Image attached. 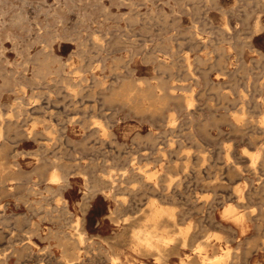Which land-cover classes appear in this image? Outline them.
<instances>
[{
  "label": "rangeland",
  "instance_id": "obj_1",
  "mask_svg": "<svg viewBox=\"0 0 264 264\" xmlns=\"http://www.w3.org/2000/svg\"><path fill=\"white\" fill-rule=\"evenodd\" d=\"M205 1H0V264H115L113 256L123 264H264V159L251 163L253 151L264 157V0ZM55 166L68 172L65 200L49 188ZM156 204L174 214L159 218L160 231L187 235L164 260L133 237L152 223ZM229 205L235 216L225 215ZM77 224L85 240L63 238ZM202 242L208 256L230 253L209 262L197 251Z\"/></svg>",
  "mask_w": 264,
  "mask_h": 264
},
{
  "label": "bare ground",
  "instance_id": "obj_2",
  "mask_svg": "<svg viewBox=\"0 0 264 264\" xmlns=\"http://www.w3.org/2000/svg\"><path fill=\"white\" fill-rule=\"evenodd\" d=\"M1 1V0H0ZM74 1V0H73ZM125 1H128V0H125ZM204 2H206L205 0H204ZM26 3V2H25ZM210 3V2H209ZM133 4V3H132ZM174 5V4H173ZM91 7V6H90ZM47 9H49V7L47 8ZM107 10V9H106ZM222 10H223V8H222ZM21 11V10H20ZM19 11V12H20ZM223 11H225V10H223ZM226 12V11H225ZM18 13V12H17ZM53 14V13H52ZM155 14V12L153 13V15ZM163 14V13H162ZM225 14V13H224ZM248 14V13H247ZM19 15H20V13H19ZM27 15V14H26ZM151 15V14H150ZM149 15V16H150ZM164 15H165V13H164ZM167 15V14H166ZM14 16V14H12V17ZM21 16V15H20ZM136 16H139V15H136ZM169 16V15H168ZM167 16V17H168ZM11 17V16H10ZM23 17V16H22ZM248 17V16H247ZM17 18V17H16ZM27 18V17H26ZM57 18V17H56ZM84 18V17H83ZM90 18V17H89ZM134 18V19H133ZM132 19H130V20H133V21H136V19H135V17H133ZM260 18V17H259ZM258 18V19H259ZM19 19H21V18H19ZM19 19H18V21H19ZM60 19H61V17H60ZM64 19V18H63ZM107 19H109V18H107ZM228 19V18H227ZM24 20V19H23ZM47 20V19H46ZM257 20V19H256ZM259 21V20H258ZM15 22V21H14ZM21 22H22V20H21ZM59 22H61V21H59ZM58 22V23H59ZM227 22V21H226ZM257 22V21H256ZM16 23V22H15ZM19 23V22H18ZM30 23V22H29ZM56 23V22H55ZM260 22H258V24H259ZM195 24V23H194ZM43 25H45V24H43ZM129 25V24H128ZM256 25V24H255ZM127 26V25H126ZM221 26V25H220ZM224 26V25H223ZM261 26V25H260ZM224 27H226V25L224 26ZM227 27H229V26H227ZM257 27L258 26H256V29H257ZM262 27V26H261ZM194 28V27H193ZM259 28V27H258ZM27 29V28H26ZM40 29V28H39ZM195 29V28H194ZM228 29V28H227ZM230 29V28H229ZM258 30V29H257ZM259 30H261L260 28H259ZM42 31V30H41ZM47 31V30H46ZM129 32H130V30H128ZM195 31V30H194ZM226 31V30H225ZM45 32V31H44ZM181 32V31H180ZM183 32V31H182ZM181 32V33H182ZM229 32V31H228ZM253 32H254V29H253ZM42 33V32H41ZM50 34H51V32H50ZM58 34V33H57ZM196 34V33H195ZM186 35V34H185ZM197 35V34H196ZM133 37H134V35H132ZM200 36V35H199ZM222 36H224V35H222ZM230 36V35H229ZM248 36H249V34H248ZM231 37H233V36H231ZM251 37V36H250ZM249 37V38H250ZM38 38H39V40L41 41V42H43L44 40L42 39V35H39L38 36ZM44 38V37H43ZM97 38V37H96ZM122 38V37H121ZM125 38V37H124ZM165 38H167V37H165ZM248 38V37H247ZM34 39V38H33ZM94 39V38H93ZM92 39V40H93ZM205 39V38H204ZM223 39V38H222ZM254 39V38H253ZM72 40V39H71ZM123 40H125V39H123ZM169 40V39H168ZM224 40V39H223ZM229 40V39H228ZM32 41H34V40H32ZM47 41V40H46ZM130 41V40H129ZM196 41V40H195ZM53 42V41H52ZM115 42V41H114ZM117 42V41H116ZM99 43V42H98ZM127 43V42H126ZM248 43V42H247ZM31 44V43H30ZM29 44V45H30ZM100 44V43H99ZM193 44V43H192ZM205 44V43H204ZM250 44V43H249ZM46 45V44H45ZM103 45H104V43H103ZM95 46V45H94ZM97 46V45H96ZM147 46V45H146ZM47 47H48V45H47ZM46 47V48H47ZM98 47V46H97ZM100 47V46H99ZM223 47V49L225 48L224 46H222ZM49 48V47H48ZM52 48V47H51ZM95 48V47H94ZM93 48V49H94ZM231 49V48H230ZM43 50V49H42ZM99 50H100V48H99ZM119 50V49H118ZM202 50V49H201ZM229 50V49H228ZM47 51V50H46ZM92 51H94V50H92ZM45 52V51H44ZM43 52V53H44ZM98 52V51H97ZM155 52V51H154ZM200 52V51H199ZM223 52V51H222ZM39 53H41V52H39ZM46 53H48V52H46ZM45 53V54H46ZM188 53V52H187ZM44 54V55H45ZM48 55V54H47ZM54 55V54H53ZM149 55V54H148ZM155 55V54H154ZM217 55H218V53H217ZM228 55V54H227ZM46 56V55H45ZM186 56V55H185ZM59 57V56H58ZM61 57V56H60ZM59 57V58H60ZM119 57H121V56H119ZM198 57H200V56H198ZM226 57V56H225ZM53 58V57H52ZM186 58H187V56H186ZM185 58V59H186ZM221 58V57H220ZM43 59V58H42ZM51 59V58H50ZM58 58H56V60H57ZM229 59V58H228ZM36 60H38V61H41V59L40 58H36ZM119 61L121 60V59H118ZM227 60V59H226ZM226 60H224V63H226ZM232 60V59H231ZM43 61V60H42ZM59 61V60H58ZM122 62H124L123 61V59L121 60ZM126 61V60H125ZM160 61V60H159ZM189 61H190V58H189ZM220 61V60H219ZM60 62V61H59ZM161 62V61H160ZM221 62V61H220ZM25 63V62H24ZM66 63V62H65ZM74 63V62H73ZM72 63V64H73ZM213 63H215V62H213ZM217 63V62H216ZM59 64V63H58ZM68 64V63H67ZM75 64V63H74ZM42 65V64H41ZM46 65V64H45ZM66 65V64H65ZM192 65V64H191ZM211 65V64H210ZM242 66H243V64H241ZM47 66V65H46ZM161 66H162V64H161ZM189 66V65H188ZM213 66V65H212ZM216 66V65H215ZM219 66V65H218ZM59 68L57 69V73L60 75V76H63V74H64V67L65 66H63V64H62V61L60 62V66H58ZM72 67V66H71ZM116 67V66H115ZM78 68V67H77ZM81 68V67H80ZM97 68V67H96ZM158 68H159V64H158ZM241 68V67H240ZM51 69V68H50ZM55 69V68H54ZM132 69H133V67H132ZM196 69V68H195ZM222 69H223V67H222ZM226 69V72H228V70H227V68H225ZM17 70V69H16ZM74 70V69H73ZM162 70H163V66H162ZM241 70H243V69H241ZM49 71H51V70H49ZM128 71V70H127ZM225 71V70H224ZM223 71V72H224ZM231 71V70H230ZM243 71H245V70H243ZM54 72H56L55 70H54ZM191 72V71H190ZM132 73V72H131ZM187 73V72H186ZM225 73V72H224ZM237 73V72H236ZM3 74V73H2ZM19 74V73H18ZM46 74H47V72L45 71V69L44 68H42L41 66H39L37 69H36V76H39V77H44V79H45V76H46ZM52 74V73H51ZM232 74V73H231ZM238 74V73H237ZM193 75V74H192ZM196 77V76H195ZM231 77V76H230ZM236 77V76H235ZM2 78V77H1ZM6 78V77H5ZM28 78V77H27ZM66 78H67V76H66ZM152 79L154 78V76L153 77H151ZM194 78V77H193ZM216 78H219V77H216ZM65 79V78H64ZM95 79V78H94ZM113 79V78H112ZM127 79V78H126ZM155 79V78H154ZM208 79V78H207ZM17 80V79H16ZM43 80V79H42ZM56 80V79H55ZM139 80V79H138ZM158 80V79H157ZM157 80H156V82H157ZM69 81V80H68ZM100 81H102V80H100ZM129 81V80H128ZM128 81H126V82H128ZM161 81H162V77H161ZM64 82H65V80H64ZM164 81H162V82H160V79H159V83H163ZM7 83V82H6ZM70 83V82H69ZM77 83V82H76ZM104 83V82H103ZM138 83V82H137ZM140 83V82H139ZM146 83H147V81H146ZM165 83V82H164ZM224 83V82H223ZM18 84H21V83H16V85H18ZM57 84V83H56ZM65 84V83H64ZM79 84V86H80V83H78ZM105 84V83H104ZM73 85V84H72ZM95 85V84H94ZM98 85V84H97ZM149 85V84H148ZM158 85V84H157ZM156 85V86H157ZM260 85V84H259ZM262 85H264V84H262ZM28 86V85H27ZM62 86H63V84H62ZM74 86H76V85H74ZM73 86V87H74ZM78 86V85H77ZM101 86H102V84H101ZM105 86V85H104ZM126 86V85H125ZM142 86V85H141ZM155 86V85H154ZM161 86V85H160ZM185 86V85H184ZM218 86H219V84H218ZM20 87V86H19ZM38 87V86H37ZM40 87V86H39ZM93 87H95V86H93ZM98 87V86H97ZM127 87V86H126ZM140 87V86H139ZM148 87V86H147ZM151 86L149 85V88H150ZM157 87H159V85L157 86ZM157 87H153L152 86V88H150V89H154V88H157ZM162 88H164V86H163V84H162V86H161ZM161 87H159V89L161 88ZM179 87V86H178ZM205 87V86H204ZM65 88V87H64ZM86 88V87H85ZM84 88V89H85ZM89 89H91L90 87H88ZM112 88H114V87H112ZM119 88V87H118ZM123 88V87H122ZM135 88V87H134ZM68 89V88H67ZM70 89V91H72L71 90V88H69ZM81 90H84V89H82V84H81V88H80ZM120 89V88H119ZM128 89H129V87H128ZM136 89V88H135ZM140 89H141V87H140ZM194 89V88H193ZM65 90V89H64ZM76 90V89H75ZM78 90H79V88H78ZM126 91H127V88L125 89ZM146 90V89H145ZM11 91H12V89H11ZM74 91V90H73ZM72 91V92H73ZM92 91V90H91ZM90 91V92H91ZM130 91V90H129ZM140 91H142V90H140ZM148 91H151V90H148ZM147 90H146V93L148 92ZM153 91V90H152ZM163 91V90H162ZM194 91V90H193ZM244 91V90H243ZM76 92H77V90H76ZM154 92V91H153ZM74 93V92H73ZM81 93H82V91H81ZM96 93V92H95ZM133 93H134V90H133ZM133 93H131V94H133ZM137 93H139V89H138V91H137ZM146 93H145V97H146ZM151 93V92H150ZM225 93H228V92H225ZM237 93V92H236ZM239 93V92H238ZM71 94V93H70ZM76 94V93H75ZM75 94L73 95L74 97H76L75 96ZM110 94H111V92H110ZM109 94V95H110ZM117 94V93H116ZM127 94V93H126ZM152 94V93H151ZM156 94H158V93H156ZM185 94V93H184ZM246 94V93H245ZM77 95H78V92H77ZM79 95H80V92H79ZM93 95V94H92ZM125 95V94H124ZM123 95V96H124ZM128 95V94H127ZM139 95H143V94H139ZM148 95V94H147ZM189 95V94H188ZM226 95V94H225ZM242 95V94H241ZM101 96H103L104 97V95H101ZM107 96V95H106ZM126 96V95H125ZM156 96V95H155ZM165 96V95H164ZM180 96H183V95H180ZM179 96V98L177 99V100H179V99H181V97ZM186 96V95H185ZM190 96V95H189ZM193 96V95H192ZM222 96H223V94H222ZM247 96V95H246ZM246 96H244V97H246ZM85 97V96H84ZM142 97H144V96H142ZM161 97V96H160ZM242 97V96H241ZM243 97V98H244ZM77 98V97H76ZM126 98V97H125ZM129 98V97H128ZM152 98H154L153 96H152ZM175 98V97H174ZM183 98V97H182ZM227 98V97H226ZM104 99H105V97H104ZM113 99V98H112ZM116 99V98H115ZM161 99V98H160ZM164 99V98H163ZM188 99V98H187ZM190 99V98H189ZM236 99V98H235ZM234 98H232L231 100H233V101H236ZM237 99H239L238 97H237ZM264 99V98H263ZM23 100V98H21V101H19V102H23L22 101ZM83 100V99H82ZM148 100V99H147ZM156 100H158V98L156 99ZM162 100V99H161ZM183 100V99H182ZM181 100V101H182ZM193 100V99H192ZM259 100V99H258ZM135 101H137V100H134V103H135ZM166 101V100H165ZM176 101V100H175ZM240 101V100H239ZM242 101V100H241ZM264 101V100H263ZM112 102V101H111ZM148 102V101H147ZM156 102V101H155ZM167 102V101H166ZM165 102V103H166ZM185 102H187V101H185ZM247 102V101H246ZM259 102V101H258ZM138 103H140V101H138ZM141 103H142V101H141ZM158 103V102H157ZM160 103V102H159ZM189 103V102H188ZM188 103H186L187 105H188ZM244 103V102H243ZM26 104H28V103H25L24 102V105H26ZM37 104H39V103H37ZM37 104H35L36 106H37ZM125 104V103H124ZM136 104V103H135ZM160 104H162V103H160ZM181 104V103H180ZM254 104H255V102H254ZM128 105H129V103H128ZM139 105H141V104H139ZM145 105V104H144ZM148 104H146V106H147ZM159 105V104H158ZM178 105H179V102H178ZM245 105V104H244ZM259 105H261L262 106V104H259ZM264 105V104H263ZM39 106V105H38ZM37 106V107H38ZM43 106V105H42ZM135 106V105H134ZM138 106V105H137ZM155 106V105H154ZM154 106H153V108H154ZM165 106H166V104H165ZM191 106V105H190ZM256 106V105H255ZM23 107V106H22ZM22 107H21V109H22ZM33 107V106H32ZM35 107V106H34ZM40 107V106H39ZM152 107V106H151ZM151 107H150V109H151ZM161 107H163L162 105H160L159 106V108H161ZM189 106H187V108H188ZM246 107V106H245ZM259 107V106H258ZM30 108V107H29ZM44 108V107H43ZM140 108V107H139ZM139 108H137L136 110H139ZM141 108H142V106H141ZM243 108V107H242ZM247 108V107H246ZM28 109V108H27ZM31 110H32V108H30ZM45 109V108H44ZM147 109V111H148V109L149 108H146ZM155 109H157L156 107H155ZM179 109H180V107H179ZM244 109V108H243ZM259 109V108H258ZM38 110V109H37ZM135 110V111H136ZM152 110H154V109H151V110H149V111H152ZM188 110V109H187ZM22 111V110H21ZM134 111V110H133ZM134 111V112H135ZM141 111H143V109L141 110ZM141 111H139V112H141ZM156 111V110H155ZM158 111V110H157ZM156 111V112H157ZM245 111H247V109L245 110ZM262 111V110H261ZM32 112V111H31ZM33 113V112H32ZM144 113V112H143ZM153 113V112H152ZM151 113V114H152ZM22 114V113H21ZM154 114V113H153ZM156 114V113H155ZM176 114V113H175ZM19 115V114H18ZM169 115V114H168ZM242 115V114H241ZM245 116H247L246 114H244ZM243 115V116H244ZM261 115V114H260ZM264 115V114H263ZM232 116H233V114H232ZM235 116H237V115H235ZM244 116V117H245ZM169 117V116H168ZM52 118V117H51ZM171 118V117H170ZM176 118V117H175ZM223 119L225 118V117H222ZM246 118V117H245ZM75 119V118H74ZM174 119V118H173ZM234 119V118H233ZM261 119V118H260ZM171 120V119H170ZM252 120V119H251ZM255 120V119H254ZM85 121V120H84ZM167 121H169V120H167ZM238 121V120H237ZM243 121H244V119H243ZM253 121V120H252ZM83 122V121H82ZM101 122V121H100ZM174 122V121H173ZM0 123H3L2 122V120H0ZM70 123H71V120H70ZM74 123V122H73ZM98 123V122H97ZM169 123H170V121H169ZM239 123H240V121H239ZM259 123V122H258ZM261 123H263V130H264V116L262 117V119H261ZM82 124H84V123H82ZM104 124V123H103ZM102 124V125H103ZM173 124V123H172ZM234 124V123H233ZM85 125V124H84ZM167 125H168V123H167ZM166 125V126H167ZM231 125H232V123H231ZM235 125V124H234ZM22 126V125H21ZM170 126H171V123H170ZM233 126V125H232ZM9 127V126H8ZM87 127V126H86ZM5 128L7 129V127L5 126ZM23 128V127H22ZM104 128H105V125H104ZM172 128V127H171ZM176 128V127H175ZM235 128V127H234ZM255 128V127H254ZM9 129V128H8ZM17 129V128H16ZM107 129V128H106ZM177 129V128H176ZM236 129V128H235ZM235 129H234V131H235ZM259 129V128H258ZM100 130H102V129H100ZM171 130V129H170ZM243 130H244V128H243ZM2 131V130H1ZM107 131V130H106ZM238 131H239V129H238ZM242 131V130H241ZM252 131V130H251ZM108 132V131H107ZM205 132H207V130H205ZM263 132V131H262ZM262 132H260V133H258V132H256L255 133V130H254V133H255V135L256 134H261ZM2 133V132H1ZM0 133V134H1ZM5 133V132H4ZM15 133V132H14ZM41 133V132H40ZM87 133V132H86ZM92 133V132H91ZM95 133V132H94ZM100 133V132H99ZM208 133V132H207ZM250 133V132H249ZM45 134V133H44ZM106 134H109V133H106ZM30 135V134H29ZM91 135V134H90ZM95 135V134H94ZM102 135V134H101ZM254 135V136H255ZM263 135H264V132H263ZM6 136V135H5ZM16 136V135H15ZM41 137V136H40ZM140 137V136H139ZM150 137V136H149ZM255 137H257V136H255ZM44 139H45V137H44ZM155 139V138H154ZM257 139V138H256ZM70 140V139H69ZM81 140V139H80ZM85 140V139H84ZM87 140V139H86ZM254 140H255V138H254ZM178 141V140H177ZM171 142V141H170ZM179 143V142H178ZM82 145H83V142H82ZM174 145H175V143H174ZM1 146V145H0ZM83 146H85V143H84V145ZM159 146V145H158ZM173 147V146H172ZM262 147V146H261ZM8 149H9V147H7ZM160 148H163L162 146L160 147ZM174 148V147H173ZM179 148V147H178ZM264 147H262V149H263ZM3 150V149H2ZM1 150V151H2ZM4 150H6L7 151V149H6V146H5V148H4ZM159 150H161V149H159ZM182 150V149H181ZM169 152H170V150H169ZM181 152V151H180ZM254 152V151H253ZM251 153L252 155H251V160H252V162H251V160H250V162L252 163V165L254 166L255 164H256V162H257V160L258 159H264V157L263 158H261L260 156H261V154L259 153V152H256V153ZM174 153V152H173ZM227 153H228V151H227ZM6 154V153H5ZM172 154V153H171ZM163 155H164V153H163ZM264 155V154H263ZM1 156H2V154H1ZM6 156H7V154H6ZM167 156V155H166ZM176 157V156H175ZM189 157V156H188ZM187 157V158H188ZM250 157V156H249ZM260 157V158H259ZM134 158V157H133ZM156 158V157H155ZM180 158H181V156H180ZM226 158V157H225ZM136 159V158H135ZM189 160H190V158H188ZM187 159V160H188ZM231 159V158H230ZM4 160V159H3ZM3 160H2V162H3ZM49 160V159H48ZM53 160V159H52ZM132 160V159H131ZM189 160L187 161V163L189 162ZM176 161V160H175ZM191 161V160H190ZM260 161V160H259ZM133 162V161H132ZM178 162V161H177ZM186 162V161H185ZM263 162H264V160H263ZM8 164H9V162H7ZM13 163H15V164H17L16 163V161L14 162L13 161ZM258 163V162H257ZM2 164V163H1ZM4 164H6V163H4ZM7 164V165H8ZM11 164V163H10ZM9 164V165H10ZM44 164V163H43ZM183 164V163H182ZM186 164V163H185ZM136 165V164H135ZM175 165L176 164H174L173 165V167H175ZM188 165V164H187ZM45 166V165H44ZM137 166V165H136ZM139 166V165H138ZM162 166V165H161ZM179 166V165H178ZM183 166V165H182ZM189 166V165H188ZM7 167V166H6ZM18 167V166H17ZM134 167V166H133ZM141 167V166H140ZM140 167H139V169H140ZM170 167V166H169ZM173 167H171V168H173ZM248 167H250V166H248ZM176 168H179V167H177L176 166ZM232 168H233V166H232ZM231 168V169H232ZM243 168V167H242ZM36 169V168H35ZM40 169V168H39ZM38 169V170H39ZM55 170L49 175V177H48V183H49V188H53V189H55V190H59L60 191V193H61V199H63V200H65L64 199V197H63V195H62V190L67 186V185H69L68 184V181H69V179H68V172H66L65 170L64 171H60V169L58 168V167H56L55 166V168H54ZM199 169V168H198ZM226 169H228L229 170V167L228 168H226ZM247 169V168H246ZM245 169V170H246ZM112 171L113 170H115V169H111ZM146 170V169H145ZM241 170V169H240ZM18 171H20V170H18ZM84 171V170H83ZM123 172H125L124 170H122ZM121 171V172H122ZM138 171V170H137ZM232 171H233V169H232ZM250 171H252V169L250 170ZM5 172V171H4ZM12 171H10V173H11ZM139 172H141V171H139ZM143 172V171H142ZM144 172H148V171H144ZM156 172H157V170H156ZM237 172V171H236ZM253 173H255V171H252ZM3 173V172H2ZM13 173H16V172H13ZM13 173H11V174H13ZM104 173H106V172H104ZM151 173V172H150ZM150 173H148V174H150ZM171 173V172H170ZM230 173H231V171H230ZM238 173V172H237ZM236 173V174H237ZM257 173V172H256ZM108 174V173H107ZM124 174V173H123ZM148 174H146V176L148 175ZM152 174V173H151ZM156 173H154L153 175H155ZM157 174H159V172L157 173ZM169 174V173H168ZM198 174V173H197ZM235 174V175H236ZM258 174V173H257ZM93 175V174H92ZM125 175H126V173H125ZM139 175V174H138ZM145 175V174H144ZM153 175H150V177L151 176H153ZM167 175V174H166ZM170 175H172V174H170ZM200 175V174H199ZM233 175V174H232ZM239 175V174H238ZM2 176V175H1ZM103 176V175H102ZM108 176H110V175H108ZM160 176V175H159ZM237 176V175H236ZM245 177H246V175H244ZM7 177H8V175H7ZM161 177V176H160ZM167 177H168V175H167ZM166 177V178H167ZM145 178V177H144ZM149 178V177H148ZM162 178H163V176H162ZM169 178V177H168ZM167 178V179H168ZM10 179V178H9ZM9 179H6V180H9ZM12 179V181H14L15 179H13V178H11ZM103 179H104V177H103ZM145 179H147V178H145ZM152 179H153V177H152ZM156 179V178H155ZM179 179V178H178ZM204 179V178H203ZM251 179V178H250ZM5 180V181H6ZM111 180V178L109 177V178H105L104 179V181L105 182H108V181H110ZM147 180H149V179H147ZM166 180V179H165ZM164 180V181H165ZM174 180V179H173ZM256 180H258V178L256 179ZM11 181V180H10ZM89 181V180H88ZM170 181V180H169ZM175 181V180H174ZM260 181V180H259ZM0 182H1V180H0ZM157 182V181H156ZM160 182V181H159ZM171 182H173V181H171ZM177 182V181H176ZM180 182H182V181H180ZM254 182V181H253ZM258 182V181H257ZM3 183H5V182H3ZM2 183V184H3ZM91 183V182H90ZM89 183V184H90ZM124 183V182H123ZM123 183H121V184H123ZM174 183V182H173ZM183 183V182H182ZM181 183V184H182ZM251 183V182H250ZM259 184H260V182H258ZM1 184V183H0ZM12 184V183H11ZM19 184H20V182H19ZM145 184V183H144ZM155 184V183H154ZM170 184V183H169ZM175 184V183H174ZM177 184V183H176ZM219 184V183H218ZM223 184V183H222ZM258 184V185H259ZM146 185V184H145ZM215 185V184H214ZM213 185V186H214ZM247 185V184H246ZM261 185H263V181H262V184ZM2 187H3V185H1ZM37 186V185H36ZM46 186V185H45ZM48 186V185H47ZM157 186V185H156ZM164 186V185H163ZM180 186V185H179ZM178 186V187H179ZM182 186V185H181ZM216 186V185H215ZM223 186V185H222ZM8 187V186H7ZM31 187V186H30ZM86 187V186H85ZM88 187H90V186H88ZM99 187V186H98ZM158 187V186H157ZM254 187V186H253ZM91 188H93V187H90V189ZM151 188V187H150ZM159 188V187H158ZM258 189H259V187H257ZM31 189V188H30ZM30 189L28 188V190H29V192H30ZM45 189V188H44ZM89 189V190H90ZM120 189V188H119ZM165 189V188H164ZM251 189H253V188H251ZM258 189H257V191H255L256 189H255V187H254V191L256 192H254L255 194H257V192H258ZM262 190H263V187L261 188ZM32 190V189H31ZM155 190V189H154ZM250 190V189H249ZM2 191V190H1ZM101 191H103V190H101ZM122 191V190H121ZM165 191V190H164ZM167 191V190H166ZM169 191H172V190H170L169 189ZM236 191V190H235ZM242 191V190H241ZM253 191V190H252ZM251 191V193L253 194V192ZM4 192V191H3ZM50 192V191H49ZM97 191L95 190V189H92L91 190V193H90V195H88V196H86L87 198H91V197H93L94 195H95V193H96ZM238 192H239V190H238ZM237 192V193H238ZM10 193V192H9ZM47 193V192H46ZM55 193V192H54ZM156 193V192H155ZM228 193V192H227ZM230 193V192H229ZM223 194V193H222ZM261 194V193H260ZM28 195V194H27ZM178 195V194H177ZM217 195V194H216ZM227 195V194H226ZM247 195H249L248 193H247ZM252 196H254V195H252ZM83 197H85V196H83ZM177 197V196H176ZM179 197H181L182 198V196H179ZM218 197V196H217ZM115 198H117V197H115ZM163 198V197H162ZM165 198H166V196H165ZM181 198H179V199H181ZM184 198V197H183ZM186 198V197H185ZM195 198V197H194ZM193 198V199H194ZM214 199H215V197H213ZM212 198V199H213ZM242 198V197H241ZM243 198H245V197H243ZM241 199V200H244V199ZM45 199V198H44ZM164 199V198H163ZM188 199V198H187ZM209 199V198H208ZM207 199V200H208ZM231 199V198H230ZM166 200V199H165ZM189 200V199H188ZM195 200H196V198H195ZM217 200V199H216ZM156 201H157V199H156ZM155 201V198H154V201H152L153 203L154 202H156ZM212 201V200H211ZM35 202V201H34ZM40 202V201H39ZM82 202V201H81ZM86 202V201H85ZM167 202V201H166ZM222 202V201H221ZM241 202V201H240ZM207 203V202H206ZM236 203V202H235ZM83 204V203H82ZM155 204V203H154ZM220 204V203H219ZM87 205H88V202H87ZM224 205V204H223ZM232 205V204H231ZM237 205V204H236ZM150 206V205H149ZM151 206H154L153 204L151 205ZM156 207H157V204L155 205ZM242 206V205H241ZM162 207H164V206H162ZM169 207H170V205H169ZM176 207V206H175ZM174 207V208H175ZM196 207V206H195ZM194 207V208H195ZM235 207V206H234ZM109 208V207H108ZM122 208V207H121ZM79 209V208H78ZM149 209V208H148ZM152 209V208H151ZM177 209V208H176ZM197 209V208H196ZM224 209L226 210L224 213H226L225 215H227V213L228 214H232V215H234L233 214V212H234V208H233V206H227V208H225V206H224ZM48 210V209H47ZM55 210V209H54ZM119 209L117 208L116 209V211H118ZM172 210H174V209H172ZM185 210V209H184ZM199 210V209H198ZM209 210V209H208ZM236 210V209H235ZM246 210V209H245ZM85 211V210H84ZM83 211V212H84ZM115 211V212H116ZM176 211V210H175ZM202 211V210H201ZM222 211H224V210H222ZM52 212V211H51ZM122 211H120V213H121ZM147 212V211H146ZM149 212H150V209H149ZM152 212V214H151V216H149L150 217V220L152 221V223L148 226L147 224H144L143 225V227H140V228H137V229H135V231H134V236L133 237H135V239H137V241H138V243L140 244V245H142V246H144V247H146V248H148V249H150L151 251H153L154 253H156L157 255H158V258L159 259H162V260H164L165 258H166V250L168 249V247L172 244V243H174V245L176 246V243L177 242H179V241H177V242H175L177 239H180L181 241H182V243L183 244H187V239H186V236H185V232L184 231H182V229H181V231H178L179 232V235H178V233H177V236H178V238H177V236L176 237H173V236H169V235H165V234H163L162 233V231H160V229H161V226L159 225V223H161L160 221H159V218H161L162 216H166V215H168V216H171V217H174V214L173 213H171L168 209H166V208H160V206H158L157 208H153V210L151 211ZM199 212V211H198ZM215 212V211H214ZM238 212V211H237ZM242 212H244V211H242ZM247 212V211H246ZM245 212V213H246ZM145 213V212H144ZM148 213V212H147ZM213 213V212H212ZM234 213H236V212H234ZM250 213V212H249ZM254 213V212H253ZM110 214V213H109ZM113 214V213H112ZM238 214H240V213H238ZM244 214V213H243ZM251 214H252V212H251ZM250 214V215H251ZM255 214V213H254ZM262 214V213H261ZM70 215H71V212H70ZM111 215V214H110ZM109 215V216H110ZM149 215V214H148ZM246 215L247 216H249L248 215V212L246 213ZM210 216V215H209ZM235 216V215H234ZM239 216V215H238ZM51 217V216H50ZM55 217V216H54ZM111 217V216H110ZM148 217V218H149ZM224 217V216H223ZM241 217V216H240ZM252 217V216H251ZM257 217V216H256ZM263 217V216H262ZM123 218V217H122ZM128 218V217H127ZM210 218V217H209ZM3 219V218H2ZM113 219V218H112ZM111 219V220H112ZM163 219H165L164 217L162 218V220ZM168 219V221H170V219L169 218H167ZM176 219V218H175ZM212 219V218H211ZM227 219V218H226ZM242 219V218H241ZM261 219V218H260ZM260 219H259V222H260ZM263 219V218H262ZM261 219V220H262ZM126 220H128V219H126ZM143 220V219H142ZM147 220H149V219H147ZM161 220V219H160ZM161 220V221H162ZM213 220V219H212ZM211 220V221H212ZM230 220V219H229ZM244 220H245V218H244ZM253 220V219H252ZM258 220V219H257ZM120 221V220H119ZM123 221H125V220H123ZM129 221H131L130 219H129ZM145 221H146V218H145ZM176 220H174V222H175ZM242 220H240V222H241ZM263 221H264V219H263ZM262 221V222H263ZM134 222V224H135V221H133ZM148 222V221H147ZM150 222V221H149ZM166 222V221H165ZM83 223V222H82ZM119 223V222H118ZM128 223H130V222H128ZM168 223V222H167ZM170 223V222H169ZM216 223V222H215ZM234 223H236V222H234ZM137 224V223H136ZM164 224V223H163ZM175 224V223H174ZM174 224H173V226H174ZM177 224V223H176ZM238 224V223H237ZM243 223L241 222V225H242ZM259 224H261V223H259ZM259 224H256V225H259ZM86 225V224H85ZM131 225H132V222H131ZM141 225V224H140ZM147 225V226H146ZM216 225V224H215ZM218 225V224H217ZM76 226V228L75 229H77V233L76 234H72V233H67V232H63L64 233V235H63V238H65V239H67V240H77V241H79V242H83L84 240H85V234H86V232L84 231V230H81L79 227H78V224L77 225H75ZM130 226V225H129ZM135 226V225H134ZM133 226V227H134ZM165 226H166V224H165ZM169 226V225H168ZM167 226V227H168ZM180 226V225H179ZM219 227H221V226H219ZM223 227V226H222ZM243 227V226H242ZM39 228V227H38ZM125 228H127V227H125ZM130 228H131V226H130ZM135 228V227H134ZM134 228H133V230H134ZM224 228V227H223ZM229 228V227H228ZM244 228V227H243ZM242 228V229H243ZM247 228V227H246ZM86 229V228H85ZM168 229V228H167ZM186 229V228H185ZM187 229H189V228H187ZM131 230V229H130ZM191 230V229H190ZM57 231V230H56ZM168 231V230H167ZM122 232V231H121ZM130 232V231H129ZM129 232H127V233H129ZM174 232V231H173ZM231 232H233V231H231ZM244 232V231H243ZM243 232H241V234L243 233ZM50 233V232H49ZM122 233H124V232H122ZM126 233V232H125ZM132 233V232H131ZM166 233V232H165ZM169 233V232H168ZM171 233V232H170ZM211 233V232H210ZM32 234H33V232H32ZM31 234V235H32ZM36 234V233H35ZM188 234V233H187ZM212 234V233H211ZM47 235V234H46ZM73 235H76L77 236V238H74V236ZM92 235V234H91ZM130 235V234H129ZM133 235V234H132ZM221 235V234H220ZM49 236V235H48ZM47 236V237H48ZM119 236V235H118ZM209 236H210V234H209ZM208 236V237H209ZM39 237V236H38ZM57 237V236H56ZM49 238V237H48ZM120 238V237H119ZM226 238V237H225ZM212 239V238H211ZM227 239L228 238H226L225 240L227 241ZM229 239H230V237H229ZM232 239V238H231ZM235 238H233V240H234ZM42 240H43V238H42ZM88 240V239H87ZM90 240V239H89ZM117 240V239H116ZM134 240V239H133ZM222 240V239H221ZM247 240V239H246ZM253 240H254V238H253ZM28 241H30L31 242V240H28ZM136 241V240H135ZM208 241V240H207ZM215 241V240H214ZM255 242H257L256 240H254ZM33 242V241H32ZM87 242V241H86ZM131 242V241H130ZM197 242V241H196ZM209 242H210V240H209ZM240 242V241H239ZM254 242V243H255ZM264 242V241H263ZM34 243V242H33ZM49 243V242H48ZM116 243H119V242H117L116 241ZM138 243H136L137 245H138ZM199 243V242H198ZM67 243H65V245H66ZM178 244V243H177ZM246 244H250V242L249 243H246ZM260 244V243H259ZM258 244V246H260ZM28 245V244H27ZM35 245V244H34ZM38 245V244H37ZM136 245V246H137ZM181 245V244H180ZM207 245V242H202V243H200L198 246H197V251H198V253H200L201 255H202V259H204V260H206V259H208V260H210L209 262H214V261H218V260H222V258L223 257H225V256H228L229 255V253H230V248L229 249H227V250H224L225 252L223 253V254H218V255H215V256H208L207 255V251H205V250H207V249H205V246ZM221 245V244H220ZM254 245V244H253ZM256 245V244H255ZM49 246H51L50 244H49ZM111 245H109V247H110ZM37 247V246H36ZM112 247V246H111ZM131 247V246H130ZM178 247V246H177ZM190 247V246H189ZM246 247V246H245ZM250 248L251 247H253V246H249ZM38 248V247H37ZM43 248H44V246H43ZM192 248V247H191ZM250 248H246L247 250H249ZM26 249H28V248H26ZM172 249V248H171ZM177 249V248H176ZM221 249V248H220ZM232 249V248H231ZM32 250V249H31ZM43 250V249H42ZM106 250V249H105ZM170 250V249H169ZM173 250V249H172ZM234 250H235V248H234ZM39 251H41V250H39ZM70 251H71V249H70ZM177 251V250H176ZM194 251V250H193ZM238 251V250H237ZM245 251V250H244ZM35 252V251H34ZM50 252V251H49ZM65 252V251H64ZM167 252H168V250H167ZM215 252V251H214ZM74 253V252H73ZM80 253V252H79ZM91 253V252H90ZM172 253V252H171ZM246 253V252H245ZM185 254V253H184ZM234 254V253H233ZM248 254V253H247ZM67 255V256H66ZM179 255V254H178ZM213 255H214V253H213ZM235 255V254H234ZM65 256L66 257H68L69 255L66 253L65 254ZM156 257V256H155ZM230 257V256H229ZM247 257V256H246ZM245 257V258H246ZM179 258H180V256H179ZM68 259V261H70V259L69 258H67ZM250 259V258H249ZM111 260L115 263V264H123V262H121L120 261V259H119V257L118 256H113L112 258H111ZM160 261V260H159ZM166 261V260H165ZM203 261V260H202ZM225 261V260H224ZM233 261H236L234 258H233ZM244 261V260H243ZM248 261V260H247ZM246 261V259H245V263L247 262ZM182 262V261H181ZM195 263H196V259H195V261H194ZM230 262H232L231 260H230ZM110 263H112V262H110ZM129 263V262H128ZM162 263H164L163 261L162 262H160V264H162ZM183 263V262H182ZM205 262H203V264H204ZM238 263V262H237ZM67 264H68V262H67ZM126 264V263H125ZM141 264V263H140ZM147 264V263H146ZM192 264V263H191ZM199 264V263H198ZM201 264V263H200ZM218 264V263H217ZM220 264V263H219ZM222 264H223V261H222ZM226 264V263H225ZM247 264V263H246ZM258 264V263H257Z\"/></svg>",
  "mask_w": 264,
  "mask_h": 264
}]
</instances>
